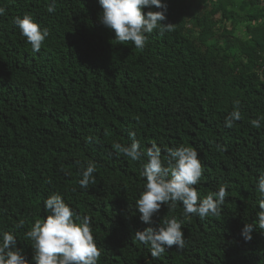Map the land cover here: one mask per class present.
<instances>
[{
  "label": "trees",
  "instance_id": "1",
  "mask_svg": "<svg viewBox=\"0 0 264 264\" xmlns=\"http://www.w3.org/2000/svg\"><path fill=\"white\" fill-rule=\"evenodd\" d=\"M162 3V23L175 26L153 32L140 51L100 23L99 0H0V236L12 232L29 264L35 251L25 234L50 214L54 194L92 218L98 264H264V230L242 236L258 219L264 175V121L251 124L264 116V0ZM25 14L50 33L39 53L14 22ZM241 25L250 39L236 36ZM236 101L242 119L228 128ZM130 131L142 152L155 143L164 158L167 148L194 146L201 199L227 186L221 215L185 219L182 204L164 205L153 225L143 223L135 202L147 158L129 161L112 147L130 145ZM89 162L96 183L84 189ZM165 216L183 221L185 246L153 259L133 236Z\"/></svg>",
  "mask_w": 264,
  "mask_h": 264
},
{
  "label": "clouds",
  "instance_id": "2",
  "mask_svg": "<svg viewBox=\"0 0 264 264\" xmlns=\"http://www.w3.org/2000/svg\"><path fill=\"white\" fill-rule=\"evenodd\" d=\"M103 9L99 16L100 23L115 32V40L120 45L133 44L137 50L143 51L147 45L148 36L157 32L163 36L171 31L174 24L162 23L167 19V5L162 0H99ZM159 8L162 11L144 12L145 8ZM48 12L55 11V4L48 7ZM5 9L0 8V15ZM21 34L31 45L33 53H39L46 38L50 35L48 29H41L33 18L25 14L23 18L17 16L14 20ZM237 110L233 111L225 121V126L232 128L235 122L242 119L239 101L235 102ZM264 116L254 119L251 124L260 129ZM132 143L125 146L119 142L112 145L113 149L129 161H140L147 158L141 176L145 178V191L135 202L140 219L143 223L153 225L156 216L167 205L168 210L176 209L177 204L183 205L185 219L195 215L200 219L219 217L221 208L228 198L227 186L221 185L218 191L208 194L201 199L197 185L203 175L202 162L198 150L194 146L180 145L166 149V158L162 157L161 148L155 143L146 151H141V145L136 140V133H129ZM91 143V138H88ZM226 150V149H224ZM96 166L89 162L81 166V188L88 189L96 180L94 173ZM259 195L257 213L258 219L254 224H247L242 230L246 241H251L254 227L264 230V175L257 181ZM45 210L50 213L43 220H36L25 234L24 240L31 241L34 248L35 264H98L102 252L97 246L91 230L90 216H80L64 201L59 194L49 196L45 201ZM79 222V223H78ZM183 221L178 218L169 219L165 216L157 227H147L136 231L133 241L150 245L151 257L158 259L166 250L173 247L183 249L185 234L182 231ZM24 227L20 221L16 228ZM0 264H29L28 260L17 248V237L12 232H3L0 236Z\"/></svg>",
  "mask_w": 264,
  "mask_h": 264
},
{
  "label": "rangeland",
  "instance_id": "3",
  "mask_svg": "<svg viewBox=\"0 0 264 264\" xmlns=\"http://www.w3.org/2000/svg\"><path fill=\"white\" fill-rule=\"evenodd\" d=\"M236 36L241 38V39H250L249 32L247 31V26L246 25H241L239 26Z\"/></svg>",
  "mask_w": 264,
  "mask_h": 264
}]
</instances>
